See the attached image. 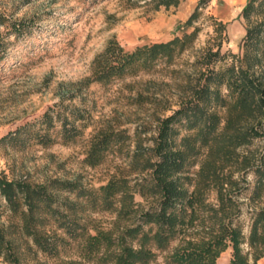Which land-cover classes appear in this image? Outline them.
<instances>
[{
    "label": "trees",
    "instance_id": "trees-1",
    "mask_svg": "<svg viewBox=\"0 0 264 264\" xmlns=\"http://www.w3.org/2000/svg\"><path fill=\"white\" fill-rule=\"evenodd\" d=\"M182 1L145 3L159 11ZM208 1L199 0L182 34L167 40L126 49L113 37L93 60L91 77L82 82L183 74L176 87L185 95L170 114L157 118L150 145L126 128L98 132L88 142L85 161L95 167L135 140L129 166L136 176H114L90 187L73 179L34 183L0 173L4 264H28L31 251L55 257L72 243L81 246L87 259L105 264H159L164 252V264H218L229 247L228 264H259L264 258V207L253 210L248 234L240 220L248 190L249 200L264 202V144L255 145L264 139V0H248L243 7L240 17L248 23L240 53L223 51L227 24L211 16L218 43L197 51L188 69H179L195 48L201 31L195 23ZM1 2L0 63L12 44L9 37L19 39L34 25L10 15ZM79 95L69 90L41 117L3 135L0 144L25 149L76 143L89 126L86 111L73 103ZM250 172L253 185L247 180ZM212 190L216 203L210 201ZM136 194L145 203L136 201ZM90 211L115 213L114 226L93 232L84 218Z\"/></svg>",
    "mask_w": 264,
    "mask_h": 264
},
{
    "label": "rangeland",
    "instance_id": "rangeland-1",
    "mask_svg": "<svg viewBox=\"0 0 264 264\" xmlns=\"http://www.w3.org/2000/svg\"><path fill=\"white\" fill-rule=\"evenodd\" d=\"M146 0H2L1 6L15 18L34 22L30 33L12 41L9 52L0 63V138L26 121L41 117L45 111L60 103L69 90L79 94L73 103L86 111L89 126L84 135L73 144L56 143L50 147L31 144L25 149H14L0 144V173L10 178H22L42 183L50 178L77 180L90 187H98L114 176H136L129 166L136 141L122 151L110 152L98 166L85 161L88 142L101 131L126 128L131 135L138 134L144 145L151 144L157 118L168 115L178 107L180 98L176 84L182 73L169 72L118 79L110 84L82 83L92 75V64L108 41L115 37L126 49L158 40H167L182 34L184 24L197 7L199 0H183L179 7L153 10ZM248 2V1H247ZM225 0H209L201 8L202 15L195 25L201 27L193 51L186 54L177 68L185 70L200 49L217 44L214 19L220 18L218 7ZM183 11L185 20H175ZM241 14V13H240ZM227 24V39L223 51L240 53V44L246 34L244 17ZM193 30L190 29V31ZM70 104V101H65ZM170 107L171 109H168ZM135 139V138H134ZM264 139L257 141L263 145ZM199 164L192 168L193 173ZM192 173V174H193ZM132 174V175H131ZM237 176V175H236ZM255 174L250 172L248 182L253 185ZM248 190L241 199L240 220L249 233L252 212L264 207V202L249 200ZM217 192H210V201L216 203ZM136 201L145 203L140 194ZM84 218L92 231L114 226L116 214L87 212ZM28 264H105L89 260L81 246L72 243L55 257L34 252ZM233 249L229 247L218 264L228 262ZM167 252L159 255L164 264ZM0 264H4L0 259ZM259 264H264L263 259Z\"/></svg>",
    "mask_w": 264,
    "mask_h": 264
},
{
    "label": "crops",
    "instance_id": "crops-1",
    "mask_svg": "<svg viewBox=\"0 0 264 264\" xmlns=\"http://www.w3.org/2000/svg\"><path fill=\"white\" fill-rule=\"evenodd\" d=\"M248 0H225V4L223 6L218 7V14L220 15V18L224 21H233L235 18H238L240 13L243 10V7L247 4ZM180 13L176 16L175 20H185L186 14L180 10ZM225 252L221 255L219 258L222 259ZM264 261V258H262ZM230 261V259H229ZM228 262H225L224 264H228Z\"/></svg>",
    "mask_w": 264,
    "mask_h": 264
}]
</instances>
